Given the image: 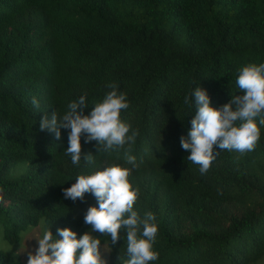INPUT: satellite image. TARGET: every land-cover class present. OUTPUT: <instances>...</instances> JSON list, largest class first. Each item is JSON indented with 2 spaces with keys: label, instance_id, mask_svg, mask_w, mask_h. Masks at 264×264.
Here are the masks:
<instances>
[{
  "label": "trees",
  "instance_id": "16d2710c",
  "mask_svg": "<svg viewBox=\"0 0 264 264\" xmlns=\"http://www.w3.org/2000/svg\"><path fill=\"white\" fill-rule=\"evenodd\" d=\"M249 63H264V0H0V238L15 244L38 224L54 236L91 231L84 215L96 198L74 202L63 189L79 175L131 165L123 149L98 153L85 137L93 161L74 165L70 130L56 139L40 120L62 116L82 95L90 114L113 82L129 103L121 120L139 132L134 210L158 224L150 264H264V125L257 118L253 151L214 148L203 175L181 147L196 111L185 97L199 85L222 107L243 95L236 80ZM125 245L122 229L108 264H125ZM0 264L25 260L0 246Z\"/></svg>",
  "mask_w": 264,
  "mask_h": 264
},
{
  "label": "clouds",
  "instance_id": "9594fccd",
  "mask_svg": "<svg viewBox=\"0 0 264 264\" xmlns=\"http://www.w3.org/2000/svg\"><path fill=\"white\" fill-rule=\"evenodd\" d=\"M236 84L243 95H233L220 108L212 106L207 91L199 85L192 91V99L185 97V104L191 107L194 102L196 111L187 136L181 137V147L190 153L187 161L198 165L202 175L209 171L218 155L214 148L243 154L253 151L260 139L257 118L264 125V63L243 66ZM106 87L110 91L94 104L90 114H84L88 103L87 96L82 95L68 104L62 116L58 117L56 111L51 118L45 114L40 120V130L54 133L56 139H60L61 129L70 130L65 154L74 165H79L82 156L93 161L92 154L82 151L81 138L85 137L86 143L97 142L98 153L123 149L126 164L131 168L108 166L79 175L71 187L64 188V198L74 202L84 201L86 193L96 198L98 207H88L84 215V223L91 226V231L78 238L71 228H59L55 236L51 229L45 228L42 234L27 240L37 241L34 251H29L27 241L21 240L15 255L27 252V264H107L102 256L101 239L92 233L110 237L111 247L120 240L122 229L128 256L125 264H150L159 258L153 249L158 235L156 216L146 211L141 218L134 210L139 188H133L129 180L132 170L140 166L130 154L139 132L121 120L122 110L129 107L126 93L120 92L113 82ZM31 103L39 109L36 97Z\"/></svg>",
  "mask_w": 264,
  "mask_h": 264
},
{
  "label": "rangeland",
  "instance_id": "374dc122",
  "mask_svg": "<svg viewBox=\"0 0 264 264\" xmlns=\"http://www.w3.org/2000/svg\"><path fill=\"white\" fill-rule=\"evenodd\" d=\"M41 228H42L41 224H38L36 226H32L29 230L24 231V233L21 236V240L26 242L29 238L34 237L37 234H40L42 231ZM88 231H90V230H87L86 232H88ZM20 241L15 243V244H10V243L4 242L0 238V246L5 247L6 250L8 251V253H10L11 257H18L17 255H15V253L20 249ZM36 244H37V241L35 239H31V240L27 241L28 250L34 251ZM109 248H110V243L105 242L102 244V248H101L102 256L106 261H107V253L109 251ZM19 256L23 257L25 260V264H27V252L21 253ZM107 264H108V262H107Z\"/></svg>",
  "mask_w": 264,
  "mask_h": 264
}]
</instances>
